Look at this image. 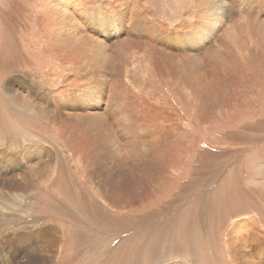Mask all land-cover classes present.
Segmentation results:
<instances>
[{
  "label": "rangeland",
  "instance_id": "1",
  "mask_svg": "<svg viewBox=\"0 0 264 264\" xmlns=\"http://www.w3.org/2000/svg\"><path fill=\"white\" fill-rule=\"evenodd\" d=\"M254 219L264 0H0V264H230Z\"/></svg>",
  "mask_w": 264,
  "mask_h": 264
},
{
  "label": "bare ground",
  "instance_id": "2",
  "mask_svg": "<svg viewBox=\"0 0 264 264\" xmlns=\"http://www.w3.org/2000/svg\"><path fill=\"white\" fill-rule=\"evenodd\" d=\"M132 185L134 184L132 183ZM119 186L122 187L120 184L117 185L116 188L118 189ZM127 187L129 186L127 185ZM130 188L133 187L130 185ZM120 189L121 188H119V190ZM132 190L133 189L128 188V191L123 194L121 192L113 194L115 196L114 200L108 198V196L107 198L112 203H120L119 205L121 208L123 206L127 208L133 207L141 203L145 197L151 196L150 193L141 194L135 193ZM252 207L253 206H251V208ZM231 225V234L229 233L230 235L225 242V245L229 248L230 264H264V227L262 226V222L260 220L258 222L255 219L247 222L243 220L234 222ZM244 228H246V230H244ZM248 228L250 230H248ZM216 259H218V257Z\"/></svg>",
  "mask_w": 264,
  "mask_h": 264
}]
</instances>
